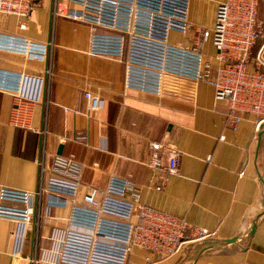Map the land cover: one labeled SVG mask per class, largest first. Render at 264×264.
<instances>
[{"label": "crops", "instance_id": "0c3cea01", "mask_svg": "<svg viewBox=\"0 0 264 264\" xmlns=\"http://www.w3.org/2000/svg\"><path fill=\"white\" fill-rule=\"evenodd\" d=\"M226 0H190L189 21L212 29L218 6ZM68 0H39L29 19L0 15V33L40 43L52 42V59L26 57L0 50V70L40 75L51 66L50 100L33 107L30 128L11 121L15 99L0 92V192L3 188L36 192L42 142L47 161L55 155H74L82 164L76 198L46 195L35 205L34 224L18 255L14 249L17 224L0 219V264H33L34 247H52L56 230L69 227L73 206L83 204L90 189L103 191L111 177L130 179L140 192V204L183 219L211 236L187 243L182 252L161 259L135 249L128 264H264V135L258 136L259 118L241 114L235 124L228 104L218 101L211 84L184 82L183 92L158 97L124 87L123 61L89 53L92 26L55 15ZM258 20L264 29V0H259ZM26 21L27 28L20 24ZM170 42L191 46V35L172 33ZM264 39L253 49L256 58ZM207 56L217 52L208 42ZM217 64V62H214ZM101 101L89 109L85 94ZM86 138L85 140L80 138ZM174 146L181 159L178 173L167 177L161 190L163 166L149 165L150 144ZM251 237L202 252L205 243H224ZM43 255L39 253V263Z\"/></svg>", "mask_w": 264, "mask_h": 264}, {"label": "built area", "instance_id": "2783aa9c", "mask_svg": "<svg viewBox=\"0 0 264 264\" xmlns=\"http://www.w3.org/2000/svg\"><path fill=\"white\" fill-rule=\"evenodd\" d=\"M38 2L0 0V15L29 19ZM54 3L56 16L92 26L90 55L124 62L126 89L162 97L183 92L184 82H206L214 87L218 101L227 102L235 124L242 121L237 113L257 116L258 130L264 124V48L252 58L256 44L264 39L259 0H226L218 6L212 29L191 24L190 0H68L63 12ZM20 27L27 28L26 21ZM172 33L191 35V46L171 43ZM208 42L217 52L215 58L204 53ZM53 49L52 42L0 33L2 51L51 61ZM52 78L51 66L40 75L0 70V92L16 101L14 125L30 128L33 107L50 100ZM85 99L91 111L99 109V99L89 93ZM164 156L168 165L159 178V190L167 177L178 173L181 153L174 146L152 142L149 165L160 169ZM38 165L36 192L7 188L0 192V219L17 224L16 255L35 222L36 201L46 195L74 199L81 186L83 167L74 155H55L48 162L42 142ZM139 200V190L127 178L111 177L103 191L90 189L83 204L73 206L69 227L53 234L52 247L41 251L35 245L31 262L38 264L42 252L46 264H128L135 249L167 259L182 252L187 243L211 236L183 219L142 206Z\"/></svg>", "mask_w": 264, "mask_h": 264}, {"label": "water", "instance_id": "95a60500", "mask_svg": "<svg viewBox=\"0 0 264 264\" xmlns=\"http://www.w3.org/2000/svg\"><path fill=\"white\" fill-rule=\"evenodd\" d=\"M264 125V124H263ZM264 128V127H263ZM264 135V129H261V132H260V134H259V136H258V138H259V140H261V138H262V136ZM256 225H257V223L256 222H254L253 224H252V226H251V229H250V231H249V234H247L246 236H238V237H236V238H234V239H232V240H228V241H226V242H224V243H218V242H211V243H209V242H206L205 244V248H203L201 251L202 252H205L206 250H211V249H214V248H217V247H222V246H224L225 244H232V243H236V242H239V241H241V240H245V239H248L249 237H251L252 235H253V233H254V231H255V229H256Z\"/></svg>", "mask_w": 264, "mask_h": 264}]
</instances>
